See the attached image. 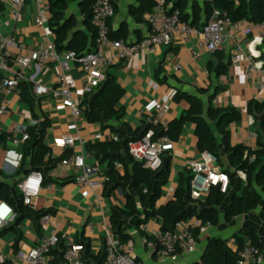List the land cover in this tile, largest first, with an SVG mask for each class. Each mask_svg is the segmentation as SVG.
<instances>
[{
  "label": "crops",
  "instance_id": "1",
  "mask_svg": "<svg viewBox=\"0 0 264 264\" xmlns=\"http://www.w3.org/2000/svg\"><path fill=\"white\" fill-rule=\"evenodd\" d=\"M80 2L81 0H68L65 16L74 20L75 30H82L90 36L91 32L85 25L84 16L80 10ZM187 2L188 10L192 9L193 3L199 8L204 5L203 0H187ZM116 4L115 16L111 20V32L126 31L127 38L123 39L128 42H135L146 36L149 31L146 21L147 14L143 16L145 21L138 23L129 12L132 6L139 5V0H117ZM37 10V4L26 2L19 8L18 16L15 18L8 0H0V31L3 34L14 33L27 46L35 47L46 42L47 38L43 35L41 28L34 23ZM206 19L207 17L201 12L199 22L195 25H203ZM226 34L228 40L220 50L224 54L222 61L217 60L215 55L199 49L198 37L193 36L185 43L176 40L169 46H157L152 52L143 50L107 67L105 73L115 75L125 92L120 101V105L124 107V114L120 119L111 121L110 124L121 130L125 139L138 136L143 125V117L139 113L142 107L150 100L162 101L171 90L179 89L200 97L205 107L208 104L215 107H236L241 112V119L230 125L231 142L246 143L248 140L246 145L255 148V132L258 127H253V118L247 113L246 107L252 99H264V92L259 90V84L264 80V76L260 73L246 76L245 54L250 52L255 61L264 64V33L259 26L240 21L237 27L228 26ZM238 47L241 49L240 62L233 64L231 55L237 52ZM97 48L96 43L93 50ZM103 50L107 55L111 54L108 49ZM191 51L199 52L201 55L196 57ZM209 64L212 65L210 73L207 69ZM222 67L225 68L224 72L219 74ZM58 71V65L47 60L41 65L27 69L24 73L26 78L24 81L31 84V87L34 82L56 86ZM71 73L75 79L74 98L80 105L86 96L82 94V73L75 62L71 64ZM217 85L221 86V89L209 103V97ZM2 104L7 105L8 112L0 116V134L7 135L6 141L0 144V172L11 186H14L16 181L20 182L28 172L37 170L31 165L32 143L13 145L8 140L14 127L34 125L37 130H40L44 122L48 121L43 141L50 147L51 157L58 158L64 152L69 151V155L58 161L53 168L38 169L44 174V181L39 195L33 199V207L36 211H48L46 213L50 215L48 227L56 228L62 237L59 244L52 249L51 259L57 264H100L104 259L107 235H113L118 239L110 228L109 219L112 209L124 208L125 195L134 194L133 185L129 182H122L118 186L112 184L107 191L104 189L90 191L85 197L83 189L73 181V169L70 166L62 167L61 161L73 153L86 152L89 155L87 161L97 163L99 174L105 175L107 162L97 159L86 145L88 142L98 141L94 140L96 133H104L105 136L113 133L109 128L103 129L99 124L88 122L83 115L74 117L68 108L63 107L60 101L52 96L38 97L34 109L31 110L29 105L20 99L18 91L5 93L0 90V105ZM167 104L168 122L179 117L187 108V103L184 101L177 103L170 100ZM194 129V124L187 122L183 126L179 140L172 142L171 149L164 156V163L167 162V156L170 158V176L161 189L157 206L164 205L172 199L179 172L190 169L189 164L199 159L200 152L196 147ZM253 133L255 134L252 135ZM62 135H71L76 138L74 146L65 149L54 148L53 139ZM120 153L124 155L128 170L131 171L127 150L122 148ZM239 177L243 179L245 176L239 172ZM0 179H3L2 176ZM142 212V208H138V215L141 217ZM251 213L235 217L227 223L224 214L220 212L218 224L197 236L195 251L191 254H182L177 260H158L153 256L152 250L141 241L143 232L137 225L138 215L126 220V232L130 235L137 262L140 264H196L200 261L208 242L214 239H222L227 247L236 251L234 234L240 233L244 226H254L263 237L264 223L259 216V222L251 220ZM0 215L3 217L7 215V208L2 202H0ZM22 215H24L23 212L20 214L13 212V218L7 225L0 228L1 261L9 259L11 264H24L12 260L15 254L14 247L16 246L19 251L36 245L48 231L47 226L40 224V220L38 221L40 231H38L33 216L25 215L19 220ZM147 223L151 231H159L162 220L155 217L149 219ZM218 225L220 228H217ZM4 228L16 229L19 235L17 244V235L12 230L3 231ZM72 246H83V248L78 252L76 259L68 260L65 254ZM261 248L264 251V243Z\"/></svg>",
  "mask_w": 264,
  "mask_h": 264
},
{
  "label": "trees",
  "instance_id": "2",
  "mask_svg": "<svg viewBox=\"0 0 264 264\" xmlns=\"http://www.w3.org/2000/svg\"><path fill=\"white\" fill-rule=\"evenodd\" d=\"M95 1L81 0L80 2V10L84 16L85 25L91 32L88 36L82 30H75L76 23L73 19L66 18L68 0H48L49 26L53 33V43L57 52L72 50L78 59L85 52L93 50L96 45V32L91 24V9ZM116 1L114 0L115 11ZM167 2L171 10H179L182 21L191 24L199 22L201 12L205 17H208L214 7L226 10L232 22L245 20L253 25L264 23V0L204 1L202 8L193 3L191 10H188L187 0H167ZM154 5V0H139V5L132 6L129 12L136 22L142 23L145 21L144 14L149 13ZM111 37L115 39L127 38V32L122 30L111 32ZM213 55L216 56L217 60L222 61L224 59V54L220 50L214 52ZM207 69L210 73L212 65L209 64ZM224 69L222 67L219 74H222ZM219 89L221 86L217 85L209 97V103ZM17 91L20 99L33 110L36 98L32 94L31 84L24 80L20 81L17 85ZM175 91L172 100L177 103L186 102L187 108L179 117L168 122L166 130L156 131L155 137L167 135L172 142H177L183 126L187 122L194 124L197 150L200 153L209 152L213 154L217 166L229 177V185L225 193L220 192L218 187L212 186L204 199L192 200L190 198L192 173L190 169H184L179 172L172 199L164 205L157 206L161 189L169 180L170 158L167 156V162L164 163L163 157V165L157 170H151L128 154L131 171L128 170L125 157L120 151L122 148L127 150L128 143L137 139L141 133L138 136L125 139L123 132L110 124L111 121L120 119L124 114V107L120 105V101L125 92L116 76L108 74L104 82L93 93L86 94V98L80 102L79 108L88 122L99 124L103 129L109 128L118 138L117 141L108 139L88 142L86 145L87 149L97 159L107 162L106 182L103 189L107 191L112 184L118 186L122 182H129L133 185L134 194H126L124 208H113L109 219L111 231L120 242L124 243L130 240V235L126 232V220L137 216L138 208H142L143 212L142 217L137 216V225L141 226V224L147 223L149 219L159 217L162 220L160 228L162 232L172 230L175 223L191 217L210 221L213 226L217 225L220 212L224 214L225 221L229 223L235 217L259 209V218L264 223V99H252L246 107L247 113L253 118V127H258L257 132H255L256 147L252 148L242 143L231 142L230 125L241 119V112L236 107H215L211 104L205 107L203 100L197 95L179 89ZM47 122H44L40 130H37L34 125L26 127L29 134L27 142L34 143L31 149V165L37 170L40 168L51 169L58 161L69 155V151H66L58 158L51 157V149L43 141ZM6 139L7 135L1 133L0 144ZM115 162L122 164V171L115 168ZM239 172L244 174L243 179L239 177ZM1 176L3 179H0V202L14 213L23 212L24 215L20 216L19 220L25 215L33 216L37 230L40 231L38 221L48 211H36L32 204H24L22 195L17 188L19 181L11 186L4 180L5 177L0 172ZM6 230H12L17 235V244L19 235L16 229H3V231ZM234 237L237 246L236 251L227 247L222 239H214L208 242L200 261L196 264H236L238 251L245 243L258 247L263 246L264 243V236L262 237L257 229L250 225L244 226L240 233L234 234ZM13 251L17 252L16 246ZM52 263L57 264L53 259ZM103 263L104 259L100 264ZM0 264H11V261L9 259L0 260Z\"/></svg>",
  "mask_w": 264,
  "mask_h": 264
},
{
  "label": "built area",
  "instance_id": "3",
  "mask_svg": "<svg viewBox=\"0 0 264 264\" xmlns=\"http://www.w3.org/2000/svg\"><path fill=\"white\" fill-rule=\"evenodd\" d=\"M155 5L147 13L146 21L149 31L146 36L135 42H128L123 38L111 37V20L115 16L114 0H96L91 9V24L96 32V50L85 52L76 58L74 51L67 50L57 52L53 43V33L49 26L50 12L48 0H8L11 12L15 18L19 8L26 2L38 5L34 23L41 28L47 41L35 47L27 46L14 34H3L0 31V90L5 93L17 91V85L25 80V71L33 66L41 65L49 60L58 65L56 86L42 85L34 82L32 94L37 99L40 96H52L60 101L63 107L68 108L74 117H81L82 111L76 103L73 93L75 79L71 73L73 62L79 65L82 73V94L93 93L106 79L105 69L116 62L132 57L143 50L154 51L157 46H169L173 41L185 43L193 36L198 37L197 46L208 53L221 50L228 40L226 29L228 26L237 27L240 22H232L224 9L212 8L205 23L201 26L191 24L180 19L177 9L171 10L167 0H154ZM211 2L213 0H203ZM245 20H242V22ZM264 33V23L257 25ZM103 49H108L107 55ZM241 49L231 55V62H240ZM199 57V52L191 51ZM247 67L245 74L251 76L260 73L264 76V65L254 60L253 55L245 54ZM259 90L264 92V80L259 84ZM175 90H171L164 100H150L139 111L143 117L141 135L128 143V154L144 167L157 170L163 165V157L172 147V141L167 135L155 137L156 131L167 129L168 101L172 100ZM261 100V99H259ZM8 104V103H7ZM7 105H0V116L7 113ZM253 133L252 135H254ZM256 135V134H255ZM29 139L26 127H14L8 140L13 145L25 143ZM117 141L114 134L105 136L104 133H96L94 140ZM76 138L71 135H62L52 141V146L58 149L74 146ZM248 143V140H246ZM246 143H242L246 145ZM89 155L84 152L73 153L61 161L62 167L70 166L73 169L74 183L83 189V195L87 197L90 191L103 189L106 177L99 174L97 163L87 161ZM117 170H122V164L115 162ZM192 178L190 181V198L201 199L212 186L218 187L225 193L229 185V177L216 164V158L209 152L199 153V159L190 164ZM44 174L39 170L28 172L18 183V189L22 195V201L26 205H33V199L37 197L43 186ZM5 205V204H4ZM6 206V205H5ZM7 208L5 217L0 215V228L7 225L13 218V212ZM50 215L45 214L40 219L42 226H47L48 231L40 238L36 245L29 246L25 250L17 251L13 259L24 264H53L50 253L61 241V235L56 228L48 227ZM211 227L210 221H202L191 217L175 223L170 231H151L148 223L140 226L143 236L142 243L152 250L153 256L158 260H177L182 254H191L196 249L197 236L204 234ZM234 241V239H233ZM82 246H72L65 256L68 260L76 259ZM104 264H140L137 262L134 245L129 240L120 242L113 235H107L104 247ZM236 264H264V251L261 247L245 243L238 251Z\"/></svg>",
  "mask_w": 264,
  "mask_h": 264
},
{
  "label": "rangeland",
  "instance_id": "4",
  "mask_svg": "<svg viewBox=\"0 0 264 264\" xmlns=\"http://www.w3.org/2000/svg\"><path fill=\"white\" fill-rule=\"evenodd\" d=\"M258 216H259V209L255 210V211H253V212L251 213V215H250V219H251V220H257V221H258ZM258 222H259V221H258ZM260 225H261V224H260ZM217 228H220V226L218 225ZM259 230H260V227H259ZM260 232H262V230H261ZM260 234H262V233H260Z\"/></svg>",
  "mask_w": 264,
  "mask_h": 264
},
{
  "label": "water",
  "instance_id": "5",
  "mask_svg": "<svg viewBox=\"0 0 264 264\" xmlns=\"http://www.w3.org/2000/svg\"><path fill=\"white\" fill-rule=\"evenodd\" d=\"M34 145V143H32V146Z\"/></svg>",
  "mask_w": 264,
  "mask_h": 264
}]
</instances>
